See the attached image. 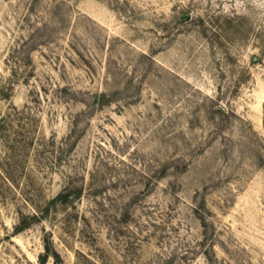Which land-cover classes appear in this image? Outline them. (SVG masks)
Wrapping results in <instances>:
<instances>
[{
    "label": "rangeland",
    "instance_id": "rangeland-1",
    "mask_svg": "<svg viewBox=\"0 0 264 264\" xmlns=\"http://www.w3.org/2000/svg\"><path fill=\"white\" fill-rule=\"evenodd\" d=\"M0 264H264V0H0Z\"/></svg>",
    "mask_w": 264,
    "mask_h": 264
}]
</instances>
